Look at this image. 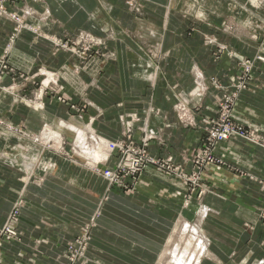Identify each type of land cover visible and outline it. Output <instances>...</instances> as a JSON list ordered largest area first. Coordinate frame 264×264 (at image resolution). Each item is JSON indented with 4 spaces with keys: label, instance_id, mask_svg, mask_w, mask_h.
Returning a JSON list of instances; mask_svg holds the SVG:
<instances>
[{
    "label": "crops",
    "instance_id": "1",
    "mask_svg": "<svg viewBox=\"0 0 264 264\" xmlns=\"http://www.w3.org/2000/svg\"><path fill=\"white\" fill-rule=\"evenodd\" d=\"M151 1L158 4L148 6L156 19L134 24L121 11L123 0H115L116 8L110 13L99 6L98 0L37 2L34 8L58 23L50 25L46 17L38 27L43 32L84 30L95 35L98 28L109 27V23L115 35L104 40L115 56L107 62L94 60L91 70L58 71L62 87L56 89L55 98H44L43 110L35 112L8 100L0 104L1 115L5 114L11 125H21L34 133L52 126L64 137L69 135L63 123H87L96 134L112 142L121 140L128 126L131 140L138 145L145 141L150 156L170 157L190 173L188 152L198 144L201 119L205 121V116L210 115L215 97L221 94L209 90L201 98L203 87L212 77L228 85L237 66L225 52H218V46H204L201 37H207L208 28L204 30L199 25V29L194 26L190 30V23L178 13L171 18L164 15L168 1ZM115 15L118 18L114 19ZM124 28L140 29L142 38H130L123 34ZM10 30L9 24H0V46ZM147 32L152 36L149 40L144 38ZM215 37L227 50L231 48L238 56L249 59L254 58L255 48L259 47L252 40H230L219 33ZM144 43L156 48V55L150 58L142 51ZM49 45L41 37L35 39L31 33L22 32L14 42L10 61L26 74L37 70L35 63L43 66L51 62L56 70L61 64L65 66L68 60L63 53L49 58ZM254 67L258 83L239 92L231 116L235 123L264 136V62H254ZM197 88L202 94L196 97ZM16 89L26 94L24 86L18 84ZM57 97L70 103H59ZM182 97L186 100L180 105L184 123L176 113ZM197 98H201L205 110L201 111ZM77 104L82 105L80 115L70 107ZM15 135L6 141L0 139V227L18 192H23L24 205L15 226L19 240L13 243L0 239V264H66L60 257L66 241L77 234L79 225L92 216L104 196L107 200L102 202L101 216L92 231L89 264H155L177 220L183 215L200 216L199 207L207 210L203 218L200 216V236L207 238L204 251L209 255L201 263L264 264V226L259 220V210L264 205L263 148L237 138L217 144L215 154L224 159L228 168L208 165L200 187L210 192L203 194L199 205L190 199L184 207L188 187L176 178L148 168L129 195L108 190L101 177L53 154L50 157L56 170L49 174L43 168L44 160L39 161L48 154L38 156L30 140L23 141ZM19 142L23 145L18 146ZM4 143L8 152L2 150ZM33 176L43 178V182L32 183Z\"/></svg>",
    "mask_w": 264,
    "mask_h": 264
},
{
    "label": "rangeland",
    "instance_id": "2",
    "mask_svg": "<svg viewBox=\"0 0 264 264\" xmlns=\"http://www.w3.org/2000/svg\"><path fill=\"white\" fill-rule=\"evenodd\" d=\"M166 1H168V5L166 6L163 5L165 7L164 15H166V17L168 15V17L171 18L172 16L174 17V14L178 13L179 16H182V18H185L186 21L190 23V28H192L190 30H194V26L197 27L199 25H203L204 30L208 28V32L205 33L207 37L206 36L201 37L204 46L205 45H214L216 47L218 46V52L220 54H223L225 52L229 58H233L237 66L234 79H229L230 81L228 82V85L224 86L216 78L212 77L209 80H207L206 87L202 86L204 91H202L203 95L201 96V98L205 96L209 90H211L212 92L220 91L219 94L220 93L221 94L219 95L218 99H216L217 97H215L214 108L210 110L209 108H207V110L210 111L209 113L210 115L205 116V121L204 119L203 120L201 119L202 126L200 127L201 133L198 139V144L196 147L192 148L188 152L189 160L191 161V165H192V171L190 173L187 174L183 170L182 166L175 164L170 157L154 158L150 156L146 150L147 143L145 144L146 145L145 150L148 157L159 160V162H161L160 166L164 167L160 169L153 166H147L146 169L152 168L157 172L165 174L166 176L176 178L177 180L187 185L188 194L185 197L186 198V202H184L185 203L184 207H185L187 205L186 204L187 201H189L190 199H193L196 202V204L199 205L203 194H207L210 192L209 190H202L200 187L202 182V175L205 172V169L208 165L222 167V168L227 166L228 168V165H226L224 159L217 157L215 154L216 146L217 144L220 143V142H215L216 141L215 134L216 131L218 130L216 123H218L219 119H221L220 117L223 113V111L220 108L221 107L220 104H223L224 100L228 99V102L230 103H228L227 106H229L230 108L233 105V103L236 101L239 92H242L243 90H246L249 86L251 87L253 86V84L258 83L256 77H254L256 70L254 69L255 68L254 62L263 63L264 60V56L262 55L264 50V0H175L174 2H172L171 0H166ZM37 2L41 3L42 0H0V24H4V25L9 24L11 29L9 35L5 36L4 38L5 40L4 45L0 46V104L10 100L12 104H21L23 106H27L28 109H31L32 111L35 112H39L40 110H43L45 97L55 98L57 94L55 93L56 89L58 87H62V85H60V81H59L60 76L58 71L69 70V69L72 71L73 70L76 71L80 69L84 70L87 68L91 70L92 67H95L93 65L94 60L107 62L110 61L111 59H114L115 56V53L112 52L109 48H107L106 41L104 40L107 38H113L114 37L113 35H115V34L113 35L111 34L112 28L109 23L107 24L109 27L102 26V28H98L99 33L102 34L103 36H101L99 33L94 35L84 30L72 32V31H67L65 29L60 34H54L53 32L50 31L51 29H49L46 32H43L40 31V28L38 27L42 20L43 21L46 20V17H49V21L47 20L48 24L50 25L55 24L57 26L58 23H56V21L53 20L50 15L46 16V13L44 11L41 12L40 10L35 9L34 6L37 4ZM98 2H99V6H101L104 10H106L109 13L114 11L116 8L114 5L115 0H98ZM149 5L156 6L158 4L152 2L151 0H123V7L121 11L129 15L130 21L133 22L131 24H134L136 21L142 19H145V21L153 22V19L154 18L156 19V13H153L152 11L149 10L148 7ZM113 18L114 19L118 18V15L113 16ZM160 18L161 15L159 14V19ZM162 19H165V16H162ZM198 31L200 32L201 30ZM22 32L31 33L35 39L41 37L43 40H46L50 44L48 50L49 58L63 53L65 56V60L66 59L68 60L67 64H65V66L64 65L62 66L61 64L60 67L57 68L56 70V66H54L51 62H49V64L46 63L43 66H40L39 64L35 63L33 64V67L36 68L37 70L33 74L24 73L21 69H19L14 63H11L10 61V56L12 55V51L14 50V42L17 40L18 36ZM124 33H127V35H129L130 38L132 37L135 40L142 38V36L139 35L140 29L129 31L128 29L124 28L123 34ZM217 33H219V35L225 34V37H228L230 40L232 39L238 41L252 40L256 42L259 45V47L255 48L257 52L254 58L249 59L243 56H238L235 52L231 50V48L230 49L228 48L229 50H227L226 45L224 46V44L222 45L218 44L216 42L217 38L215 37ZM213 37H215L216 39ZM144 38L146 40L152 38L151 33L147 32ZM140 49L142 51H145V53H147L148 55H150V58L154 53L156 55L155 52L156 48L149 46L148 43H144V45L141 44ZM249 63H251V68L249 66ZM247 69L250 70L248 71ZM51 75L54 79L49 80L48 82L47 79ZM196 80L197 79L195 77L194 89L196 88L197 85ZM244 83L245 85H243ZM18 84L24 86L25 89L24 91L26 94H20L17 91L16 86H18ZM238 87H240L241 89H238ZM192 92L190 94H192ZM216 95L217 93L216 94L214 93V96ZM190 98L192 99V97ZM201 98H197L198 100L196 99L197 105L201 104V102L203 104V101L200 100ZM57 101L59 103L65 102V104L67 105L68 103H70V100L64 101V99L61 97H57ZM184 102H186V100H184V98L182 97L180 102L182 104H178L177 102V106H176L177 107L176 113L178 114L177 116H179L178 118L182 123H184V121H182L184 110L181 108L180 105H184ZM202 104L201 107H203ZM81 106L77 104L75 106H70V107L74 111H77L78 114L80 115L82 111L80 109ZM205 109L206 108L203 107L201 111ZM228 110L229 113L232 111V109H228ZM201 111L198 112L195 110V113H201ZM230 121L235 125L236 128H239L238 130L240 132H246L245 133L246 136H248L247 135L248 133L253 132L250 131L247 127L235 123L231 115H230ZM63 124L69 136L64 137L60 134V132H58L60 134L61 143L58 144L54 143V141H51L52 139L48 142L45 141L43 143V140H41V138L39 137L42 130H40L37 133H34L28 131L25 127L21 125L18 126H14L13 124L11 125V123L8 122L7 120V116L4 114V116L2 115L0 116V139L6 141L8 140L9 137L11 136L14 137L15 131H19L20 134L19 132L18 135L16 134L18 139H21L23 141L30 140L34 144V149L38 150V156H42L43 153L48 154L47 156L44 154L45 156L43 157V159H39V161L42 163L41 160H44L43 168L45 170L47 169L50 172L49 174H54L55 173L54 170H56L54 167L55 162L50 157L53 154L55 156L63 157L65 162H69L68 164L70 165L73 164L78 165L82 169L89 171L93 175L97 177H101L105 182L108 190H114V191L118 190L128 195L134 191L138 179L145 172L146 169L141 174H137L134 178H128L123 180L126 189H122L119 186L114 187L113 184L110 185L109 181L106 178H104L103 173L106 170L115 171V167L120 161L119 152H113L112 155L108 156L107 159L104 160L102 159L100 162L95 163V165H93L94 168L92 166L89 167V165H87L86 163L93 161L95 157V153L99 152L100 150L98 149L99 148L98 145L100 144L95 142L93 138L90 136V134H88V132L85 131V129H87L88 126L87 123L75 124L71 122L69 123L65 122ZM189 125L191 126L192 124ZM69 127H72L74 130L69 129ZM43 129H45L46 133L57 132V130L53 129L52 126H45ZM79 129H81L80 133H79ZM126 129H128V126L126 127ZM126 131L124 133H126ZM124 133L122 135L121 141L124 142V140L131 139L130 135L127 138L126 134ZM254 134H256L257 136L259 135L256 132ZM259 137L264 141V136L259 135ZM236 138L241 139L240 137L239 138L232 137L229 140L222 142H227ZM118 141H114L113 143H116ZM107 142L112 143V141L109 140H107ZM131 142L135 144L134 141L131 140ZM143 144L144 142H142L139 145L138 144L135 145L140 147ZM20 145L23 144L19 142L18 146ZM2 150L5 152L9 151V148L5 143L3 144ZM34 152L37 153L36 151ZM207 153L210 154V160H207L203 164L204 167L200 168L201 169L200 174L199 176H197L198 170H196V167L194 166L195 160L197 158V161L201 162V159L205 158V155ZM114 157L116 158V160H113L115 159ZM167 161H171L172 166H170L169 169H173V170L177 169V172H181L184 176L178 177L176 175L177 172L173 173L166 171L167 170L166 168L168 167L166 165L164 166V164ZM111 163L112 165H110ZM191 176H195L198 178L195 181L194 185L182 179L185 177L190 178ZM31 181L34 184L42 183L43 178L38 179L37 176H33ZM261 190L262 193L264 194L263 188ZM22 193H23L22 191L18 192L20 196L18 195V198L16 200V202L20 204V209L16 218V222L13 226V230L15 231V236L8 238V235L6 233L5 235H3V233L4 230L7 229V224H8L7 220L16 202L13 204L9 215L6 218V221L0 227V239L4 241L14 243L15 241L19 240L15 226L20 216L21 209L23 208L24 205V199H22L21 197ZM103 198H100L102 200L98 202L97 208L92 214V216L88 220L83 221L79 225L77 234L66 241L64 253L60 256L65 261L66 264H89L90 262H92V256L89 255L90 242L92 239V231L97 226L96 220L99 219V217L101 216L102 202L104 200H107L106 196H104ZM198 209H200V207ZM182 217L184 218L181 219L180 217L177 220V223L173 226L170 237L168 238L162 253L157 258V262H160L162 255L166 251L169 250L173 251L175 249L178 251H182L186 240H189L192 243L194 239H198L197 235L196 236L193 235L191 229L196 228L198 232L200 231L199 235L203 236V231H202L203 228L199 214L193 215V217H188L185 215H183ZM259 220L261 224L264 226V205L259 210ZM183 222H186L188 224H182ZM175 233H177L178 236ZM205 239L207 240V238ZM198 240H200V237ZM170 242H172V244ZM204 256L203 259H207L209 255L208 253H206L204 254ZM157 262L155 264H157ZM206 263L207 261H205V263L203 261L201 264H206Z\"/></svg>",
    "mask_w": 264,
    "mask_h": 264
},
{
    "label": "built area",
    "instance_id": "3",
    "mask_svg": "<svg viewBox=\"0 0 264 264\" xmlns=\"http://www.w3.org/2000/svg\"><path fill=\"white\" fill-rule=\"evenodd\" d=\"M249 66L251 68V63H249ZM247 70L249 71L250 69H247ZM243 85H245V83ZM238 89H241V88L238 87ZM228 103H230L228 102V99H225L224 103L220 104L221 105L220 108L223 111V113L220 117L221 119H219L218 123H216L218 130L216 131V134H215L216 141L215 140L214 141L222 142V141L229 140L232 137L233 138L240 137L241 139L264 149L263 139H261L259 136H257L253 132L248 133L247 134L248 136H246L245 135L246 132H240L238 130L239 128H236L235 125L230 121L231 112L229 113L228 109H231L232 106L229 108V106H227ZM18 132L19 131H15L14 133L18 134ZM129 132H130V129L128 127L126 133H124L126 134L127 138L130 135ZM145 144L146 142L144 141V144L139 147L135 145L133 142H131V139L124 140V142L121 140L116 143L107 142L108 148L110 150L109 156H111L113 152H119L120 154V159H119L120 161L115 167V171L106 170L103 173L104 178H106L109 181L110 185L113 184L114 187L119 186L122 189H126L123 180L128 179V178H134L137 174H141L146 169L147 166H153V167H157L160 169L164 168L163 166H160L161 162H159V160L148 157L146 150H145V147H146ZM207 160H210V154L208 153L205 155V158L201 159V162L197 161V158H196L194 166L196 167V170H198L197 176H199L200 170H201L200 168L204 167L203 164ZM165 165L168 167L166 168L167 169L166 171L173 172V173L177 172V169L175 170L169 169V167L172 166L171 161L165 162L164 166ZM176 175L178 177L184 176L181 172H177ZM182 179L194 185L195 181L198 178L195 176H191L190 178L185 177ZM262 186H263L262 188L264 191V183H262ZM19 209H20V204L16 202L7 220V223H8L7 229L4 230V233H3V235H5L6 233L8 235V238L15 236V231L13 230V226L16 222Z\"/></svg>",
    "mask_w": 264,
    "mask_h": 264
},
{
    "label": "bare ground",
    "instance_id": "4",
    "mask_svg": "<svg viewBox=\"0 0 264 264\" xmlns=\"http://www.w3.org/2000/svg\"><path fill=\"white\" fill-rule=\"evenodd\" d=\"M263 62H264V60H263ZM53 79L54 78L51 75L47 80L49 82V80H53ZM200 91H201V89L197 88L194 96L197 97L200 94H202ZM69 129L74 130L72 127H69ZM80 131H81V129H79V133H80ZM85 131H87L88 134H90V136L93 138V140L95 142L100 144V145H98L99 146L98 149H100L99 152L101 155L99 154V152H96L93 161L86 163L87 165H89V167L90 166L93 167V165H95V163L100 162L102 159L103 160L107 159L110 150L108 148L107 141L104 138L98 136L90 126H87V129H85ZM59 136H60V134L58 132L46 133L45 129H43L42 132L40 133L39 137L41 138V140H43V143L45 141L48 142L52 139L51 141H54V143L58 144V143H61L60 142L61 139ZM197 211L200 213L201 218H203L205 216V214H207L206 208H204L203 211L199 210V209H197ZM186 229H187V227H186ZM191 232L193 233L194 236L197 235L198 239L200 237V240L194 239V241L192 243H191V241L186 240L184 243V248L182 249V251H178L176 249L173 251H171V250L166 251L162 255L160 262H158V264H200L202 259H203L204 254L207 253V252L205 253V251H204L205 246H206V240L205 239L201 240V236L199 235L200 231L198 232V230L196 228L191 229ZM175 234H177V233H175ZM177 236H178V234H177ZM195 241H197V242H195ZM170 243L172 244V242H170Z\"/></svg>",
    "mask_w": 264,
    "mask_h": 264
}]
</instances>
